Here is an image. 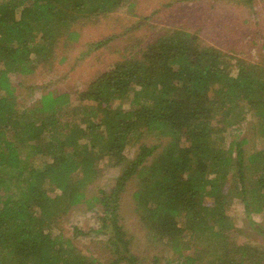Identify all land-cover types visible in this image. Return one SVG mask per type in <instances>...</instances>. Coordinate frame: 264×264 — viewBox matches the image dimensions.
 I'll return each instance as SVG.
<instances>
[{
	"label": "trees",
	"instance_id": "obj_1",
	"mask_svg": "<svg viewBox=\"0 0 264 264\" xmlns=\"http://www.w3.org/2000/svg\"><path fill=\"white\" fill-rule=\"evenodd\" d=\"M125 1L0 0V264H160L159 255L147 262L133 251L123 223L131 182L146 242L176 256L162 264H264V242H238L227 214L234 200L247 218L264 214V64L176 28L92 79L76 104L48 89L29 105L19 99L16 79L50 65L59 40L78 39L75 24ZM125 100L128 109L114 107ZM248 112L262 147L247 154L246 137L224 147L227 129ZM150 136L167 141L145 142ZM105 158L119 175L88 198ZM82 204L99 222L88 231L105 237L104 260L74 243L87 232L63 234V216Z\"/></svg>",
	"mask_w": 264,
	"mask_h": 264
},
{
	"label": "rangeland",
	"instance_id": "obj_2",
	"mask_svg": "<svg viewBox=\"0 0 264 264\" xmlns=\"http://www.w3.org/2000/svg\"><path fill=\"white\" fill-rule=\"evenodd\" d=\"M246 2L247 0H126L112 13L75 24L74 29L79 32L78 39L59 40L55 58L50 65H39L35 72L20 75L16 79L21 82L17 89L19 99L29 105L38 99L40 92L48 89L70 93L72 103L76 104L79 93L88 87L92 79L111 68L118 60L139 56L154 39L167 30L176 28L196 35L203 47L212 46L233 59H245L263 65L264 0H252L250 4ZM108 37L112 39L106 47L87 53L92 43ZM63 57V61H60ZM129 101H116L114 107L128 109ZM242 137L249 140L244 147L247 154L262 147L255 119L250 112L242 123L227 129L222 145L227 148L232 139ZM163 140L157 142L164 145L167 140ZM144 141L157 143L154 136L145 137ZM135 150L136 147L127 149L129 158L133 157ZM96 167L98 175L86 189L88 198L98 195L100 189L109 191L120 172L119 168L112 167L107 158L101 160ZM135 190L136 184L131 182L121 201L123 223L133 235V251L147 262L153 255H159L160 264L175 259L172 252L146 242L145 230L134 209ZM227 214L234 227L231 235L238 242H264V214L251 217L253 223L257 224L255 228L251 219L244 215L238 200L233 201ZM60 225L65 236H69L72 228L76 227L83 233L87 232V235L74 239V243L81 251L94 253L100 259H105L102 241L105 237L88 231L98 229L99 222L87 204L68 211Z\"/></svg>",
	"mask_w": 264,
	"mask_h": 264
}]
</instances>
